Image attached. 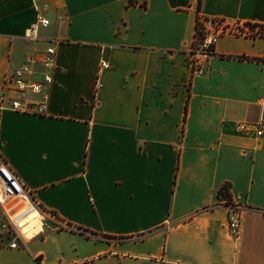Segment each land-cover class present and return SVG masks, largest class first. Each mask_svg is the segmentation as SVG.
<instances>
[{
	"label": "crops",
	"instance_id": "crops-1",
	"mask_svg": "<svg viewBox=\"0 0 264 264\" xmlns=\"http://www.w3.org/2000/svg\"><path fill=\"white\" fill-rule=\"evenodd\" d=\"M46 2L30 42L31 0H0V91L57 51L47 115L0 109V158L58 227L17 247L0 229V264H264V135L236 130L264 125V35L222 36L202 75L190 52L199 16L264 26V0Z\"/></svg>",
	"mask_w": 264,
	"mask_h": 264
},
{
	"label": "built area",
	"instance_id": "built-area-1",
	"mask_svg": "<svg viewBox=\"0 0 264 264\" xmlns=\"http://www.w3.org/2000/svg\"><path fill=\"white\" fill-rule=\"evenodd\" d=\"M36 21L27 31L25 39L30 42L39 40V29L47 27L50 20L46 17L49 4L46 0H31ZM226 34L262 36L264 26L226 25L221 19H210L199 16L196 38L190 52L193 74L202 75L205 65L201 56L210 55L218 40ZM110 63L102 61V69L110 68ZM57 71V51L53 44L43 49H33L25 58L23 64L6 74L0 91V109H10L23 114L47 115L51 87ZM239 133L256 132L258 137L264 135L262 123L242 122L236 125ZM228 209V226L230 235L237 239L242 228V207L232 199L224 200ZM0 207L3 219H0V229L11 236V247H17L18 242L27 237L22 233L21 222L33 212H38L44 225L45 211L30 191L13 172L5 160L0 158ZM51 218H53L51 216Z\"/></svg>",
	"mask_w": 264,
	"mask_h": 264
},
{
	"label": "bare ground",
	"instance_id": "bare-ground-1",
	"mask_svg": "<svg viewBox=\"0 0 264 264\" xmlns=\"http://www.w3.org/2000/svg\"><path fill=\"white\" fill-rule=\"evenodd\" d=\"M37 218L39 220H37ZM41 215L38 212H33L31 215H29L24 221L21 222V230L22 233L28 238L33 237L37 233L40 232V226L36 225V223H40L43 225V222L41 223ZM39 228V229H38Z\"/></svg>",
	"mask_w": 264,
	"mask_h": 264
},
{
	"label": "trees",
	"instance_id": "trees-1",
	"mask_svg": "<svg viewBox=\"0 0 264 264\" xmlns=\"http://www.w3.org/2000/svg\"><path fill=\"white\" fill-rule=\"evenodd\" d=\"M218 197L221 200L232 199V197L230 195V191H229V186L228 185H225V186H223L221 188V190L219 191Z\"/></svg>",
	"mask_w": 264,
	"mask_h": 264
},
{
	"label": "water",
	"instance_id": "water-1",
	"mask_svg": "<svg viewBox=\"0 0 264 264\" xmlns=\"http://www.w3.org/2000/svg\"><path fill=\"white\" fill-rule=\"evenodd\" d=\"M58 225L51 221L50 219H45L44 221V227L43 229L46 230V228L56 229Z\"/></svg>",
	"mask_w": 264,
	"mask_h": 264
},
{
	"label": "rangeland",
	"instance_id": "rangeland-1",
	"mask_svg": "<svg viewBox=\"0 0 264 264\" xmlns=\"http://www.w3.org/2000/svg\"><path fill=\"white\" fill-rule=\"evenodd\" d=\"M9 240H10V241L12 240L11 236H9V235H5V240H4V241H8V242H9Z\"/></svg>",
	"mask_w": 264,
	"mask_h": 264
}]
</instances>
